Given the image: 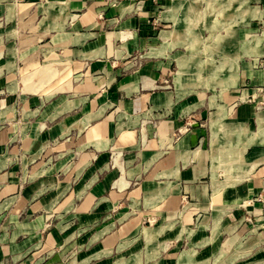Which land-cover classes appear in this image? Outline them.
<instances>
[{"label":"crops","instance_id":"obj_1","mask_svg":"<svg viewBox=\"0 0 264 264\" xmlns=\"http://www.w3.org/2000/svg\"><path fill=\"white\" fill-rule=\"evenodd\" d=\"M222 4L0 0V264H264V67Z\"/></svg>","mask_w":264,"mask_h":264},{"label":"rangeland","instance_id":"obj_2","mask_svg":"<svg viewBox=\"0 0 264 264\" xmlns=\"http://www.w3.org/2000/svg\"><path fill=\"white\" fill-rule=\"evenodd\" d=\"M239 2V3H238ZM241 1H234V0H223L222 6H227L226 8H223L221 10V17L220 21L223 22V31L222 36H227L229 34L228 30H231L232 28L239 30V39L243 40L245 38L249 42H251L252 46H255V49L257 51H260V58L256 66L258 68L264 67V54H263V48H264V19L263 18H255V21H252L251 23H248V25L245 24V20L242 17V7L240 4ZM208 4L205 6L207 7ZM254 6L259 8V10H262L264 8L263 1L259 3H255ZM217 65H220L218 63ZM222 66H228L227 63H223ZM223 74L225 72H222ZM264 109V102H260L257 105V110L261 111ZM250 131L255 132L257 130V126L254 127V130L249 129ZM248 131V130H247Z\"/></svg>","mask_w":264,"mask_h":264},{"label":"built area","instance_id":"obj_3","mask_svg":"<svg viewBox=\"0 0 264 264\" xmlns=\"http://www.w3.org/2000/svg\"><path fill=\"white\" fill-rule=\"evenodd\" d=\"M184 130H186V129L184 128Z\"/></svg>","mask_w":264,"mask_h":264}]
</instances>
